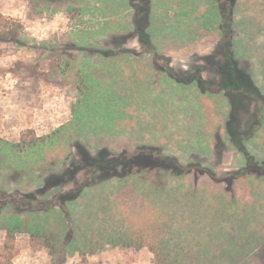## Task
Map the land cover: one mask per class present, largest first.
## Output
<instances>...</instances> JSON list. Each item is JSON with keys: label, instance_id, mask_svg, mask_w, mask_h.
<instances>
[{"label": "rangeland", "instance_id": "obj_1", "mask_svg": "<svg viewBox=\"0 0 264 264\" xmlns=\"http://www.w3.org/2000/svg\"><path fill=\"white\" fill-rule=\"evenodd\" d=\"M139 3L0 0V33L19 37L0 41V264H264V170L235 175L264 161V103L232 143L225 92L159 69L221 61L229 43L264 95V0H154L152 50ZM236 117L246 129L249 113ZM76 142L154 146L179 167L107 180L85 167L28 197L79 161Z\"/></svg>", "mask_w": 264, "mask_h": 264}, {"label": "trees", "instance_id": "obj_2", "mask_svg": "<svg viewBox=\"0 0 264 264\" xmlns=\"http://www.w3.org/2000/svg\"><path fill=\"white\" fill-rule=\"evenodd\" d=\"M139 4L136 5L134 13L135 33L138 36V40L142 46H147L152 50L149 33L145 30L149 26V11L150 0H139ZM230 7L233 6L234 0H229ZM230 17V16H229ZM143 26V28H141ZM10 38V39H8ZM1 40H11L17 42L19 37L17 33L13 34V37H7L0 33ZM229 43H226L227 46ZM223 45L221 57L222 60L216 62L215 58L210 59L204 57L202 63H196L189 69L176 68L170 64L169 59L165 58L164 63L159 69L167 74L173 81L177 83H191L196 82L202 91H219L222 90L226 93L231 104V116L229 117L231 122L230 139L232 143L239 142V139H245L251 134L252 128L249 129L248 123H254L255 126L260 122V112L264 103V95L255 84L251 73L249 72V62L246 59H239L235 57L231 48H227ZM225 47V48H224ZM210 64L215 66L214 70H210L207 73V69L210 68ZM208 65V66H207ZM208 67V68H207ZM217 70V71H216ZM206 73V75H204ZM241 112L249 113L246 129L236 130L233 128L235 125L236 116ZM234 122V124H233ZM258 123V124H257ZM233 124V125H232ZM229 125V126H230ZM233 126V127H232ZM241 142V141H240ZM75 147L79 154V161L73 162L68 165L67 168L61 173L52 174L47 178L44 185L32 193L28 194V197L34 199L36 195H44L45 191L52 187L53 183L60 184L67 182L76 177V174L82 168H89V171H93L95 175H99L104 180L112 177H125L127 175H134L139 173L141 169L146 168H177V162L170 157L160 154V149L154 146H139L132 154H116L111 155L107 148H101L96 153L90 152L83 144L76 142ZM241 149V144L240 147ZM245 153V152H244ZM247 166L243 167L241 171L235 173L236 176L242 177L248 173H258L264 170V161L261 163L257 170L259 171H243L247 170ZM99 171V172H98ZM158 171H148L149 174H156ZM165 172V171H164ZM173 172L175 171H166ZM182 171H177L176 174H180ZM90 185L85 183L82 186L86 187ZM64 195V194H63ZM62 194H59L58 198L61 203H65ZM75 198V195L71 198ZM68 200V199H67ZM70 200V199H69ZM37 235L44 236L45 231H38Z\"/></svg>", "mask_w": 264, "mask_h": 264}, {"label": "crops", "instance_id": "obj_3", "mask_svg": "<svg viewBox=\"0 0 264 264\" xmlns=\"http://www.w3.org/2000/svg\"><path fill=\"white\" fill-rule=\"evenodd\" d=\"M155 8H157V6H155L154 0H150V11L154 10ZM157 10H158V8H157ZM162 12H163V10L160 11V14L159 15L163 16L162 18H164V19L165 18L169 19L170 16L173 15V13H170V10L169 11H166L165 10V13L164 14ZM149 14H151V12H149ZM151 26H152V24L149 23V26L148 27H151ZM203 26H207V25H203ZM155 30H156L155 28L153 30H151V35H150V40H151V44H152L153 48H154V46H156L155 43H154V38L155 37H154V35H152L154 33L156 35V31ZM166 57L169 58V56H166Z\"/></svg>", "mask_w": 264, "mask_h": 264}, {"label": "flooded vegetation", "instance_id": "obj_4", "mask_svg": "<svg viewBox=\"0 0 264 264\" xmlns=\"http://www.w3.org/2000/svg\"><path fill=\"white\" fill-rule=\"evenodd\" d=\"M221 52H222V50H221ZM220 58L222 59V57H221V55H220ZM219 91H222V90H219ZM226 94V93H225ZM228 98V97H227ZM230 103V102H229ZM230 110H231V108H230Z\"/></svg>", "mask_w": 264, "mask_h": 264}]
</instances>
